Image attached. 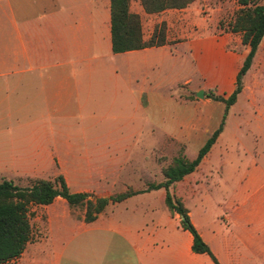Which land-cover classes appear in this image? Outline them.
Instances as JSON below:
<instances>
[{
	"label": "crops",
	"instance_id": "0c3cea01",
	"mask_svg": "<svg viewBox=\"0 0 264 264\" xmlns=\"http://www.w3.org/2000/svg\"><path fill=\"white\" fill-rule=\"evenodd\" d=\"M192 4L150 15L140 2L132 11L130 2L143 41L163 25L165 42L113 54L110 0H0V175L33 182L46 180L43 167L51 162H99L97 169L89 163L82 168L93 178L87 186L71 185L60 175L71 193L90 199L137 193L110 204L90 223L84 221L85 209L76 214L60 197L31 205L33 239L5 264H214L208 255L193 253V238L167 208L165 190H147L164 182L158 165L160 178L153 181L154 155L181 154L192 161L222 122L213 115L219 106L212 105L222 103L197 98L206 89L191 87L192 74L224 58L222 87H232L231 95L248 52L234 71L240 54L199 34ZM263 43L264 37L251 66ZM176 85L187 95L171 106L167 91ZM224 131L223 126L198 168L170 192L217 264H264V154L237 159L236 170L212 165ZM190 145L196 146L193 158L186 153ZM64 146L100 151L59 152Z\"/></svg>",
	"mask_w": 264,
	"mask_h": 264
},
{
	"label": "trees",
	"instance_id": "16d2710c",
	"mask_svg": "<svg viewBox=\"0 0 264 264\" xmlns=\"http://www.w3.org/2000/svg\"><path fill=\"white\" fill-rule=\"evenodd\" d=\"M195 0H139L146 14H157L167 10H182L189 7ZM238 9L233 20L229 23V31L241 36V44L247 47L248 52L239 70L235 89L228 98L215 96L212 93L206 97L212 101L225 105V114L237 99L243 89L242 79L249 71L256 51L264 37V0H235ZM131 0H110L111 45L113 54L141 50L148 47L164 45V27L161 32L154 33L148 41L142 39L140 17L130 11ZM223 121L219 128L200 148L194 160L188 161L179 154L162 168L164 182L148 186L149 191L164 189L165 203L171 213L180 217L181 226L188 231L192 238V251L195 254L208 255L214 264L208 246L190 223L188 211L181 201L175 198L171 187L187 175L193 173L203 158L209 152L223 129ZM135 192H126L112 196L109 199H90L88 194L71 193L62 176L53 181L36 180L26 187H19L6 179L0 180V264L15 260L24 252L27 244L32 241V229L28 219V209L31 205L46 206L57 197L62 198L72 209H85L84 221L90 223L102 213L110 204L119 203L136 195Z\"/></svg>",
	"mask_w": 264,
	"mask_h": 264
},
{
	"label": "rangeland",
	"instance_id": "374dc122",
	"mask_svg": "<svg viewBox=\"0 0 264 264\" xmlns=\"http://www.w3.org/2000/svg\"><path fill=\"white\" fill-rule=\"evenodd\" d=\"M138 4L139 0H132L131 10L135 11L138 7ZM193 7L196 14V17L194 18L196 23L195 26L200 28L199 34H201V36H210L219 42H224L227 50L235 51L236 53L240 54L239 58L236 60L234 68L235 71L238 66H241L244 55L248 51L247 47L241 44V36L239 34H232L229 31V23L231 20H233L238 9L236 1L195 0L192 4V8ZM162 26L157 28L155 32H161ZM163 27L165 35L168 28L166 26ZM169 34L173 37L177 38L178 36L180 38L176 40H182L181 37H183V35L181 34H177L171 30ZM185 35L187 34L185 33ZM227 72L228 69L225 67V59L221 57L215 58L210 64H203L201 71L197 70L196 73L192 74L191 87L193 89H196L199 85L205 87L206 90L203 93L204 96L212 93L215 96L228 98L230 95L229 93L232 92V87H222L223 81H225L227 78ZM242 84V92L238 94L236 102L233 104L234 108L231 111H228V113H224L223 103L219 105L212 103L213 106L216 105L215 108L219 106L217 107L218 109L216 112L213 111L214 109H211V111L214 112L212 113L219 119V122L220 120L223 121L225 131L218 147H216L212 153L211 162L212 165H215L216 163L222 165L223 169L228 168L229 170H236L237 167L241 165L237 159L244 157L246 160H257L260 154H264V43L259 55L256 57L254 64L243 77ZM181 88V86L176 85L170 87L169 91H167L172 97L171 106L176 105L174 99H178L177 97H183L187 95L184 89L181 90ZM223 88H225V95H221L220 92V89ZM9 133L12 134L11 132ZM203 145L204 143L200 144L198 147H202ZM195 147V145H190L187 147L186 153L189 158L194 157ZM66 149L68 153H98L100 151L97 147L93 148V146H86L84 148H82V146H64V149L59 152H66ZM171 150L172 149L167 150V154L171 153ZM220 155H223L224 161L221 159L223 163L220 162ZM227 155L229 156L228 159ZM57 156L61 155L57 154ZM66 156H68V154ZM173 158L170 156H168V158H164L159 156V154L154 155L156 167L153 169V174L155 176L153 181H156L158 178H160L157 165L159 168L161 167L162 170V168L168 165L170 160ZM246 160L244 162H246ZM87 163L92 165L95 164L94 167L96 169V165L99 164V162H81L71 160H59L54 164L51 162L50 167L49 165L43 167L42 178L53 181L57 175H63L71 185L78 184L87 186V182L89 181L90 183L91 179H93L92 177L89 178L81 172L82 168H87ZM146 164L148 165L149 161H147ZM3 178L11 179L14 184L20 187H25L31 184V179L27 177H18L17 174L6 177L0 175V180ZM173 196L175 197V195ZM81 209L82 208H76L75 213L79 214Z\"/></svg>",
	"mask_w": 264,
	"mask_h": 264
},
{
	"label": "water",
	"instance_id": "95a60500",
	"mask_svg": "<svg viewBox=\"0 0 264 264\" xmlns=\"http://www.w3.org/2000/svg\"><path fill=\"white\" fill-rule=\"evenodd\" d=\"M203 91H199L196 93V97L199 98V99H203ZM181 220H183V217H180Z\"/></svg>",
	"mask_w": 264,
	"mask_h": 264
}]
</instances>
